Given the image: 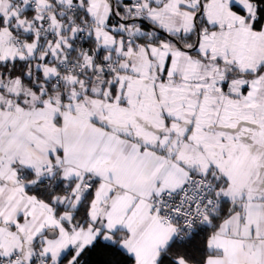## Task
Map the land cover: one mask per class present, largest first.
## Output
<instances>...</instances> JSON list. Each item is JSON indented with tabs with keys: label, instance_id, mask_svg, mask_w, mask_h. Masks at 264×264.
Listing matches in <instances>:
<instances>
[{
	"label": "snow or ice",
	"instance_id": "6c2138e0",
	"mask_svg": "<svg viewBox=\"0 0 264 264\" xmlns=\"http://www.w3.org/2000/svg\"><path fill=\"white\" fill-rule=\"evenodd\" d=\"M0 264H264V0H0Z\"/></svg>",
	"mask_w": 264,
	"mask_h": 264
}]
</instances>
